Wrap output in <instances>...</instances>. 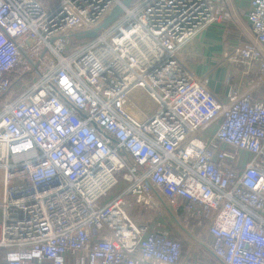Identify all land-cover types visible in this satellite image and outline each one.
Masks as SVG:
<instances>
[{
	"label": "built area",
	"instance_id": "1",
	"mask_svg": "<svg viewBox=\"0 0 264 264\" xmlns=\"http://www.w3.org/2000/svg\"><path fill=\"white\" fill-rule=\"evenodd\" d=\"M224 1L134 0L75 45L122 0H0L5 264H209L130 195L205 223L216 264H264V100L220 98L180 54ZM245 15L252 41L224 58L264 73V0Z\"/></svg>",
	"mask_w": 264,
	"mask_h": 264
},
{
	"label": "crops",
	"instance_id": "2",
	"mask_svg": "<svg viewBox=\"0 0 264 264\" xmlns=\"http://www.w3.org/2000/svg\"><path fill=\"white\" fill-rule=\"evenodd\" d=\"M223 5L225 9L223 20L210 25L186 43L188 58H191L190 60L187 58L186 63L197 74L207 73L209 87L222 99L226 100L231 91L242 92L253 86V96L264 100V78L257 74L256 66L250 70L242 62L224 58L225 52L252 41L250 23L245 15L250 0H225ZM216 128L217 125L211 126L209 132L215 131ZM240 153L246 158L249 156L247 152ZM182 231L186 235L178 234V238L183 244L184 259L217 263L213 252L208 248L212 238L208 236L206 227L199 228V231L190 228ZM0 257L1 264H5V253L1 251Z\"/></svg>",
	"mask_w": 264,
	"mask_h": 264
},
{
	"label": "rangeland",
	"instance_id": "3",
	"mask_svg": "<svg viewBox=\"0 0 264 264\" xmlns=\"http://www.w3.org/2000/svg\"><path fill=\"white\" fill-rule=\"evenodd\" d=\"M44 3H46L47 0H42ZM89 38L85 37L82 39H77L75 38V42L74 44H80L85 42L86 40H88ZM73 44V46H74ZM180 54L182 56V58L187 61L188 58V44L184 45L181 50H180ZM191 58H188V60H190ZM257 74L261 77L264 78V73L262 72L261 69L257 70ZM129 201L131 202V206L128 210V213L135 218L136 220L139 221H144V222H148V223H153L156 220H160L162 227L168 229L170 231V233L172 235H174L175 237H179L178 234L180 235H186L183 231L181 226L176 222V220L173 218V215L168 212V210L165 208L164 205H162V203H160V208H157L156 206L152 205V206H141L138 204H135L133 202L134 196L130 195L128 197ZM180 205H182L181 203H179ZM173 209V208H172ZM174 212V211H173ZM175 216L178 218V221L186 228H190L193 229L194 231H199V228H203V226L205 225V223H201V225H198L196 220H193L191 218H189L188 216H186L185 214H180L179 212L176 214ZM195 226V227H194Z\"/></svg>",
	"mask_w": 264,
	"mask_h": 264
},
{
	"label": "water",
	"instance_id": "4",
	"mask_svg": "<svg viewBox=\"0 0 264 264\" xmlns=\"http://www.w3.org/2000/svg\"><path fill=\"white\" fill-rule=\"evenodd\" d=\"M133 1L134 0H122V2L120 4H117L113 8V10L110 12V14L103 20V22L99 26H97L95 28L81 30V31L72 33L70 36L77 38V39H82L85 37H87V38L95 37L98 34V31L106 28L109 24H111L114 20H116L118 18V16H120V14L124 11V9L129 7ZM6 94L7 93L2 95L0 97V99L5 97ZM177 223L181 226L182 229L186 230V227H184L178 220H177Z\"/></svg>",
	"mask_w": 264,
	"mask_h": 264
},
{
	"label": "bare ground",
	"instance_id": "5",
	"mask_svg": "<svg viewBox=\"0 0 264 264\" xmlns=\"http://www.w3.org/2000/svg\"><path fill=\"white\" fill-rule=\"evenodd\" d=\"M165 208L168 210V212H170V213L173 215V218H174V219L176 220V222H177L178 218L175 216V213L173 212L172 207L165 205Z\"/></svg>",
	"mask_w": 264,
	"mask_h": 264
},
{
	"label": "trees",
	"instance_id": "6",
	"mask_svg": "<svg viewBox=\"0 0 264 264\" xmlns=\"http://www.w3.org/2000/svg\"><path fill=\"white\" fill-rule=\"evenodd\" d=\"M179 213H180V214H185V215H187V214L184 212L183 207H181V208L179 209Z\"/></svg>",
	"mask_w": 264,
	"mask_h": 264
}]
</instances>
